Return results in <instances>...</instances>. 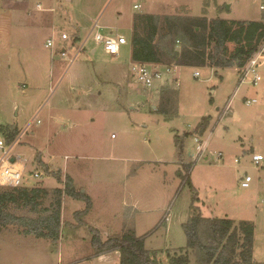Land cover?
I'll use <instances>...</instances> for the list:
<instances>
[{
    "label": "rangeland",
    "instance_id": "rangeland-1",
    "mask_svg": "<svg viewBox=\"0 0 264 264\" xmlns=\"http://www.w3.org/2000/svg\"><path fill=\"white\" fill-rule=\"evenodd\" d=\"M262 5L264 0H0V125L20 130L14 153L26 161L23 186H61L54 173L75 174L93 196L95 209L85 219L99 223L102 239L135 231L160 264L185 253L187 264H203L199 250L184 251V224L196 196L203 217L252 221L254 260L264 264V159L259 168L252 162L253 149L264 156V60L258 85L249 76L238 86L233 67L178 65L162 68L164 78L147 87L131 71V44L116 57L92 31L98 21L102 32L130 39L138 13L260 21ZM49 38L52 47L46 46ZM228 46L233 51L237 44ZM253 98L257 102L246 104ZM204 117L209 125L200 134ZM196 138H209L200 158ZM35 171L42 178H34ZM246 174L253 180L242 187ZM2 190L9 187L0 185ZM63 198L57 241L24 233L21 223L0 224V264H120L119 250L98 254L83 215H75L86 203ZM14 208L18 217L36 216ZM201 232L204 237V227Z\"/></svg>",
    "mask_w": 264,
    "mask_h": 264
},
{
    "label": "trees",
    "instance_id": "trees-1",
    "mask_svg": "<svg viewBox=\"0 0 264 264\" xmlns=\"http://www.w3.org/2000/svg\"><path fill=\"white\" fill-rule=\"evenodd\" d=\"M132 25L131 58L139 62L169 61L170 64L211 68L242 66L255 55L264 41V19L229 21L220 17L209 19L206 16L138 13ZM230 42L237 44L233 51H229ZM178 46L180 49H177ZM211 46H214L213 50ZM208 125L209 118L204 117L196 132L202 134ZM0 132L8 142L20 134L18 127L6 124L0 125ZM177 144L182 159L183 141L178 138ZM185 167L189 171L191 164ZM54 176L61 186L47 188L39 185L30 188L21 185L0 191V224L21 223L25 227L24 233L57 241L63 227V197L68 195L86 203L85 209L77 211L76 216L88 213L92 200L87 193L76 188L70 175L66 174L64 178L59 171ZM47 197H51V201L44 206ZM195 200L196 196L190 219L184 224L187 236L184 251L199 250L203 264H256L255 224L249 220L237 222L231 218L203 217L198 212ZM11 206L16 210L29 208L36 216L18 217L14 210L9 209ZM203 227L204 237L201 232ZM90 229L98 254L119 250L120 264H160L145 248V237H138L135 231L102 239L97 228ZM186 256L185 253L182 258L173 257L172 263L187 264Z\"/></svg>",
    "mask_w": 264,
    "mask_h": 264
},
{
    "label": "built area",
    "instance_id": "built-area-1",
    "mask_svg": "<svg viewBox=\"0 0 264 264\" xmlns=\"http://www.w3.org/2000/svg\"><path fill=\"white\" fill-rule=\"evenodd\" d=\"M135 8H139V4H135ZM264 8V5L261 6ZM37 8L41 9L42 6L40 3L37 4ZM105 26H102L97 21L94 24L92 31L94 40L100 42L104 45L105 50L116 57H119L121 53L122 46L131 44V38H127L124 34L114 33L113 31L104 33L101 29H104ZM62 39H68V34L66 32H61ZM88 39V37H87ZM86 39V40H87ZM85 40V42H86ZM54 45L53 38H49L46 42L47 47H52ZM82 44L74 57L71 58L73 61L83 48ZM62 56L67 55V50L63 47L61 51ZM262 60H264V41L260 45L259 50L253 55L244 65L236 66V71L239 73V83L240 86L242 83L246 82L247 78L250 76V82L254 85H258L261 80V74L259 68ZM131 71L133 75L145 86L150 87L153 85L156 79H163L164 74L162 68H166L167 71H170L171 68L176 67V64H165L161 62H139L131 59ZM200 72L195 71L194 75L199 76ZM179 84V81L178 83ZM257 102L256 98L247 99L246 104L251 105ZM34 122V119L30 121L26 129ZM40 122V121H39ZM114 136V134H112ZM21 135H18L13 141L8 142L7 139L0 132V185L7 187H18L23 185V178L25 176V167L26 161H22L21 157L14 153V150L19 143V138ZM198 146V157L200 158L203 151L208 145L209 138L205 141L196 138ZM221 154V153H220ZM264 156L261 153H253L252 162L255 168H259L261 162L263 161ZM236 162H239V159H236ZM34 178L40 179L43 176V173L40 171H35L33 174ZM253 180V177L249 174H246L240 181L242 187H249L250 182Z\"/></svg>",
    "mask_w": 264,
    "mask_h": 264
},
{
    "label": "crops",
    "instance_id": "crops-1",
    "mask_svg": "<svg viewBox=\"0 0 264 264\" xmlns=\"http://www.w3.org/2000/svg\"><path fill=\"white\" fill-rule=\"evenodd\" d=\"M57 30H54L53 32H56ZM95 50H93V52H94ZM221 69H225V68H221ZM232 69H235L236 70V68L235 67H233ZM23 86H25V85H23ZM114 137L112 136V139H113ZM254 151H253V153H258V152H256L255 151V149H253ZM205 159H207V157H205ZM77 169V171L79 172L80 170H81V168L80 167H78V168H76ZM68 174H69V172H68ZM179 175H182L181 174V172H179L178 173ZM71 177H72V179H73V182H74V184H75V186H76V188L77 189H81L82 190V192H84V191H86L83 187H79V185L77 184V178H76V176H75V174H69ZM25 186H27V185H25ZM45 187V186H44ZM57 187V186H56ZM47 188H52V187H47ZM83 188V189H82ZM90 197H91V200H92V207H91V209L89 210V212L88 213H86L84 216H83V220H84V224L87 226V227H89V229H90V227H94V228H97L100 232H102V229H101V226H99V223L98 222H95V221H92V222H90V221H88V220H86L85 219V217H87V218H89L90 216H92V212L94 211V209H95V202L93 201V196L90 194V193H88V192H86ZM65 196H67V197H70V196H68V195H65ZM70 198H72V197H70ZM64 199V201H65V203H66V200H65V198H63ZM74 199V198H73ZM76 200H78V199H76ZM82 201V200H81ZM132 207L134 208V209H136V210H139V205H137V204H134V205H132ZM85 209V206H84V208L83 209H80V210H84ZM80 210H77V211H80ZM76 211V212H77ZM63 212V211H62ZM76 212H75V214H76ZM82 220V221H83ZM73 227H75L74 225H73Z\"/></svg>",
    "mask_w": 264,
    "mask_h": 264
},
{
    "label": "water",
    "instance_id": "water-1",
    "mask_svg": "<svg viewBox=\"0 0 264 264\" xmlns=\"http://www.w3.org/2000/svg\"><path fill=\"white\" fill-rule=\"evenodd\" d=\"M228 7H230V5H228Z\"/></svg>",
    "mask_w": 264,
    "mask_h": 264
}]
</instances>
